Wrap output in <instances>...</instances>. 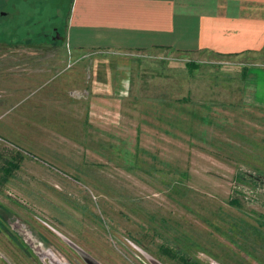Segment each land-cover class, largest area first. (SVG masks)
Listing matches in <instances>:
<instances>
[{
    "label": "rangeland",
    "instance_id": "rangeland-1",
    "mask_svg": "<svg viewBox=\"0 0 264 264\" xmlns=\"http://www.w3.org/2000/svg\"><path fill=\"white\" fill-rule=\"evenodd\" d=\"M71 1L0 0V72H48L0 94L1 133L32 122L0 133V264H264L257 87L213 54L70 52Z\"/></svg>",
    "mask_w": 264,
    "mask_h": 264
},
{
    "label": "crops",
    "instance_id": "crops-1",
    "mask_svg": "<svg viewBox=\"0 0 264 264\" xmlns=\"http://www.w3.org/2000/svg\"><path fill=\"white\" fill-rule=\"evenodd\" d=\"M66 38L70 52L78 54L170 51L193 60L205 53L232 60L244 73V86L257 87L249 96L264 106V64L250 63L264 60V0H72ZM249 67L261 71L252 75ZM47 73L0 72V94L16 100ZM16 120L7 133L32 124L24 115Z\"/></svg>",
    "mask_w": 264,
    "mask_h": 264
},
{
    "label": "flooded vegetation",
    "instance_id": "flooded-vegetation-1",
    "mask_svg": "<svg viewBox=\"0 0 264 264\" xmlns=\"http://www.w3.org/2000/svg\"><path fill=\"white\" fill-rule=\"evenodd\" d=\"M0 17H3V18L7 17V13L3 12L1 8H0ZM44 36H47V35H44ZM49 39L52 41V43L58 44L63 40V37H61L56 27H52V33ZM53 251L57 253L55 254V256L58 262L61 264H101L99 261H98L99 263L95 261L96 260L95 258L97 257H94L93 255L88 256L86 254H81L80 251L75 250L76 254L74 253V255H67L64 251H63V254H61L59 251H57V249H53Z\"/></svg>",
    "mask_w": 264,
    "mask_h": 264
},
{
    "label": "trees",
    "instance_id": "trees-1",
    "mask_svg": "<svg viewBox=\"0 0 264 264\" xmlns=\"http://www.w3.org/2000/svg\"><path fill=\"white\" fill-rule=\"evenodd\" d=\"M163 252L167 253L164 249H163Z\"/></svg>",
    "mask_w": 264,
    "mask_h": 264
}]
</instances>
